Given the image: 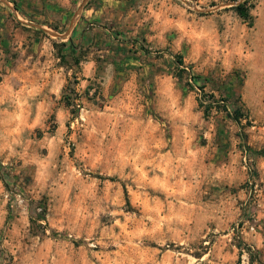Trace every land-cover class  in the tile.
Returning <instances> with one entry per match:
<instances>
[{"label": "rangeland", "instance_id": "374dc122", "mask_svg": "<svg viewBox=\"0 0 264 264\" xmlns=\"http://www.w3.org/2000/svg\"><path fill=\"white\" fill-rule=\"evenodd\" d=\"M243 1L71 0L0 43V81L22 69L0 264H264V0L251 25Z\"/></svg>", "mask_w": 264, "mask_h": 264}, {"label": "crops", "instance_id": "0c3cea01", "mask_svg": "<svg viewBox=\"0 0 264 264\" xmlns=\"http://www.w3.org/2000/svg\"><path fill=\"white\" fill-rule=\"evenodd\" d=\"M71 0H0V43H5L11 38L16 44L19 42L20 28L22 23L33 25L34 22L40 23L51 22L50 17L56 16L58 10L68 9ZM56 19V18H55ZM34 21V22H33ZM14 37V38H13ZM17 38V39H16ZM3 57V52L0 49V58ZM6 74L0 81V99L3 96H14L16 93H9V90L16 91L15 83L11 82V77H19L20 68H10L6 70ZM2 92L4 94L2 95Z\"/></svg>", "mask_w": 264, "mask_h": 264}, {"label": "trees", "instance_id": "16d2710c", "mask_svg": "<svg viewBox=\"0 0 264 264\" xmlns=\"http://www.w3.org/2000/svg\"><path fill=\"white\" fill-rule=\"evenodd\" d=\"M253 5H248V1L245 0L241 3L236 4L232 7V9L235 11V13L245 22L249 23V25L252 24V16L250 14V11L252 10ZM177 63L182 64V60H178ZM213 101L206 102V99H199V106L203 108V111L205 114H208L210 110L212 109V105L209 103H216L217 101L214 100V96H210ZM226 111V109H224ZM235 114L238 113V110H235ZM238 118H235L237 120Z\"/></svg>", "mask_w": 264, "mask_h": 264}]
</instances>
